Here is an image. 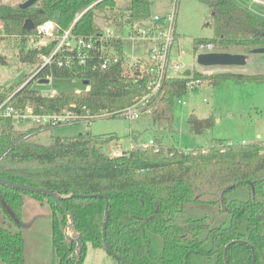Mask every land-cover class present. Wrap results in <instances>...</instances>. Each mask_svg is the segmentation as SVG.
Returning a JSON list of instances; mask_svg holds the SVG:
<instances>
[{
	"label": "trees",
	"instance_id": "16d2710c",
	"mask_svg": "<svg viewBox=\"0 0 264 264\" xmlns=\"http://www.w3.org/2000/svg\"><path fill=\"white\" fill-rule=\"evenodd\" d=\"M128 1L127 20L118 14L115 0H38L26 8L1 3L0 28L6 34L20 36L19 61L35 64L37 55L48 53L50 47L26 48L33 30L23 28L25 20L31 19L35 25L54 20L61 31L79 15L71 31L85 36L96 31L94 10L110 9L112 25L121 34L126 22L152 14L151 0ZM201 1L212 8L213 32L210 37L194 39V53L196 45L203 42L264 47V20L233 0ZM116 42L122 52L121 40ZM0 63L6 64V59H0ZM83 71L77 64L45 66L15 92L11 103L31 104L41 107L42 112H59L72 104L77 110L85 106L90 113L113 112L131 105L146 92V76L133 82V78L122 75L120 65ZM191 75L202 79L195 70ZM46 76L88 80L90 89L82 94L42 96L32 85ZM188 78L180 75L164 83L148 103L152 120L172 123L174 101L186 93ZM207 79L213 85L226 79L264 82V73L220 72ZM5 97L6 92L0 91V103ZM16 122L0 118V177L50 189L60 202L42 193L0 184L1 262L26 264L21 231L26 197L49 207L53 264H64L76 247L64 236L69 217L72 232L81 237L82 248L67 264H82L88 244L105 250V199L98 195L103 193L108 202L106 241L113 251L106 253L114 264H225L223 250L233 240L225 253L227 264H264V141L212 144L206 150L165 146L158 141L156 146L134 147L112 155L104 145L113 136L86 132L75 137L55 136L51 143L41 144L29 138L47 127L37 124L18 129Z\"/></svg>",
	"mask_w": 264,
	"mask_h": 264
},
{
	"label": "rangeland",
	"instance_id": "374dc122",
	"mask_svg": "<svg viewBox=\"0 0 264 264\" xmlns=\"http://www.w3.org/2000/svg\"><path fill=\"white\" fill-rule=\"evenodd\" d=\"M24 0H0L8 5H18ZM244 6L257 18L264 20V3L252 0H233ZM118 14L123 19L129 17L128 0H115ZM175 11L176 35L172 57L184 64L187 69L202 75L201 82L188 88L186 93L176 98L173 107V121L152 120V107L142 108L139 117L128 119L125 116H108L94 119L91 122H79L52 128H41L32 134L30 141L49 144L53 137H75L89 132L95 136H113L104 145L110 152L116 148L137 146L153 139L157 144L175 145L182 149H204L212 144L264 141V82H236L232 79L211 84L208 76L220 72H242L247 74L264 73V52H251L252 47L241 45L220 46L216 50L222 52L246 53L251 55L243 66L211 67L202 72V66L196 64L194 55V39L212 36L211 6L201 0H151V13L164 14ZM113 13L110 9H95L93 25L95 29L112 26ZM20 36L6 34L0 28V55L6 64L0 63V91L11 92L32 78L37 63L26 64L17 57ZM28 49V41L25 43ZM148 46L142 40H131L127 35L123 38V50L127 54H135ZM32 88L74 92L82 94L84 84L78 79L52 78L47 83L33 82ZM184 100V104L178 102ZM33 122H16L18 129L36 126ZM220 141H217V140ZM126 149V150H127ZM123 151V150H122ZM22 233L25 238L26 264H53V251L50 233V210L47 203L39 204L26 197L22 209ZM0 264H5L1 262ZM82 264H114L111 257L102 248H94L88 244Z\"/></svg>",
	"mask_w": 264,
	"mask_h": 264
},
{
	"label": "built area",
	"instance_id": "2783aa9c",
	"mask_svg": "<svg viewBox=\"0 0 264 264\" xmlns=\"http://www.w3.org/2000/svg\"><path fill=\"white\" fill-rule=\"evenodd\" d=\"M264 3V0H252ZM176 3L177 0H174ZM175 11L164 14H151L150 17L136 20L132 23L126 22L121 34L116 33L115 27L108 26L104 29H96L91 35L77 36L72 33V26L79 15H76L73 23L66 29L60 31L59 25L54 21L55 27L49 32L38 30V26L45 21L35 25L33 33L28 35V49H42L50 47L48 53L37 55V69L32 77L43 67L56 65L59 67H72L77 64L83 68V72L88 70H106L120 65L122 75L133 78V82L144 78L146 92L135 98V101L120 110L108 112L106 110L98 113H90L85 106L79 110L72 104L59 112H42L41 107L35 108L31 104L15 106L11 103L15 92L21 88L6 93L5 99L0 103V118H11L19 122H33L43 127L52 128L62 125H71L79 122H91L94 119L108 117L112 115L125 116L128 119H136L142 112V108H148L149 102L162 88L165 82L176 76L189 77L186 81V89L192 88L201 82L200 78H193L191 70L185 75L183 66L177 57L173 58L174 42L178 40L176 35ZM128 19V18H127ZM125 19V20H127ZM47 21V20H46ZM127 35L131 40H142L148 46L135 54H127L123 50V38ZM121 40L122 52H119L116 41ZM218 45L212 42L199 43L196 45L195 58L198 53L216 52ZM204 67L200 71L206 72ZM209 71V69H207ZM49 80L51 76H46ZM44 79V78H40ZM39 80V79H38ZM83 82V81H82ZM90 84H84L83 91H89ZM42 96L53 98L57 95L54 90H41ZM184 104V100H178ZM153 139L142 142L137 146L141 149L149 146H156ZM127 148H116L111 151L112 155H119Z\"/></svg>",
	"mask_w": 264,
	"mask_h": 264
},
{
	"label": "water",
	"instance_id": "95a60500",
	"mask_svg": "<svg viewBox=\"0 0 264 264\" xmlns=\"http://www.w3.org/2000/svg\"><path fill=\"white\" fill-rule=\"evenodd\" d=\"M38 0H24L22 3H19L20 8H26L29 6H32L35 2ZM23 28L27 31L33 30L35 28V23L31 19L25 20L23 24ZM251 52L254 53H263L264 52V47H256L251 50ZM3 56L0 55V59H2ZM249 58V54L246 53H233V52H222V51H216V52H203V53H198L196 55L195 61L196 64L204 67H229V66H243L247 63V60ZM189 74V70L185 72V75ZM39 83H47L49 82L48 78L44 79H39ZM89 83L88 80H83V84ZM0 184L5 185L8 187L16 188V189H21L24 191H29V192H36V193H42L48 196L53 197L56 201L60 202V197L52 190L43 188V187H38V186H31L19 182H15L3 177H0ZM74 196L77 195H83V194H73ZM95 195V194H92ZM98 195L104 197L105 199V209H104V218H103V224H102V240L104 243V248L105 251L108 253H112L113 251L110 249L107 241H106V222L108 218V202L107 198L103 193H98ZM4 207L12 213L9 208L7 207L6 203H3ZM64 236L65 239L71 242L76 243V247L73 251V253L80 254L81 248H82V240L81 237L77 234L72 232V217H69V220L64 227ZM235 240L229 242L226 244L224 247V259H225V264H227L226 260V250L228 246L234 242ZM72 253V254H73ZM71 254V255H72ZM70 256H68L64 262V264H67L68 260L70 259ZM253 262H254V256H253Z\"/></svg>",
	"mask_w": 264,
	"mask_h": 264
},
{
	"label": "clouds",
	"instance_id": "9594fccd",
	"mask_svg": "<svg viewBox=\"0 0 264 264\" xmlns=\"http://www.w3.org/2000/svg\"><path fill=\"white\" fill-rule=\"evenodd\" d=\"M55 27V23L52 20H47L43 24L38 26V30L44 31V32H49Z\"/></svg>",
	"mask_w": 264,
	"mask_h": 264
},
{
	"label": "crops",
	"instance_id": "0c3cea01",
	"mask_svg": "<svg viewBox=\"0 0 264 264\" xmlns=\"http://www.w3.org/2000/svg\"><path fill=\"white\" fill-rule=\"evenodd\" d=\"M239 5V4H238ZM239 6H241V5H239ZM241 7H243L244 8V6H241ZM246 10H248L247 8H245ZM251 55H249V57H250ZM249 59V58H248ZM248 61V60H247Z\"/></svg>",
	"mask_w": 264,
	"mask_h": 264
}]
</instances>
